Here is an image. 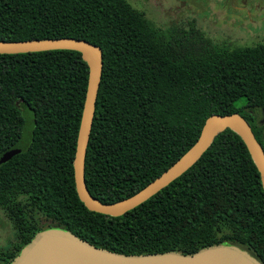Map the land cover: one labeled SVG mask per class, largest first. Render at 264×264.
Masks as SVG:
<instances>
[{
    "label": "trees",
    "instance_id": "trees-1",
    "mask_svg": "<svg viewBox=\"0 0 264 264\" xmlns=\"http://www.w3.org/2000/svg\"><path fill=\"white\" fill-rule=\"evenodd\" d=\"M152 27L127 0H0V41L85 40L102 74L84 163L88 193L126 199L178 161L212 115L238 114L264 152V43L216 46L195 24ZM88 66L73 50L0 54V154L35 116L28 149L0 165V213L10 264L36 234L56 228L122 255H191L234 245L264 264V190L240 136L220 132L180 177L111 217L78 199L73 160ZM243 100V104L237 103Z\"/></svg>",
    "mask_w": 264,
    "mask_h": 264
},
{
    "label": "water",
    "instance_id": "water-1",
    "mask_svg": "<svg viewBox=\"0 0 264 264\" xmlns=\"http://www.w3.org/2000/svg\"><path fill=\"white\" fill-rule=\"evenodd\" d=\"M51 50L80 52L88 66V81L73 160L74 184L78 199L91 212L119 217L136 208L186 172L225 129L237 133L247 147L260 174L264 190V152L247 122L238 114L212 115L205 121L195 144L171 167L134 195L112 204H102L87 191L84 163L92 127L95 103L102 74V50L85 40L73 38L0 41V54H25ZM24 123L19 140L0 154V165L26 151L33 140L35 116L23 109ZM10 264H262L246 250L234 245L204 248L191 255L165 252L148 255H122L96 248L61 229L50 228L36 234Z\"/></svg>",
    "mask_w": 264,
    "mask_h": 264
},
{
    "label": "rangeland",
    "instance_id": "rangeland-1",
    "mask_svg": "<svg viewBox=\"0 0 264 264\" xmlns=\"http://www.w3.org/2000/svg\"><path fill=\"white\" fill-rule=\"evenodd\" d=\"M127 1L158 30L172 23H192L218 47L233 49L264 43V0ZM242 104L243 100L237 103ZM12 236L10 223L0 213V247L7 245Z\"/></svg>",
    "mask_w": 264,
    "mask_h": 264
},
{
    "label": "flooded vegetation",
    "instance_id": "flooded-vegetation-1",
    "mask_svg": "<svg viewBox=\"0 0 264 264\" xmlns=\"http://www.w3.org/2000/svg\"><path fill=\"white\" fill-rule=\"evenodd\" d=\"M243 3H244V1H243Z\"/></svg>",
    "mask_w": 264,
    "mask_h": 264
}]
</instances>
